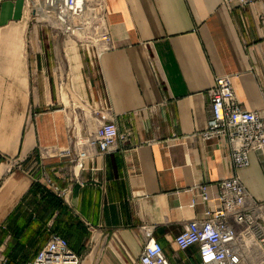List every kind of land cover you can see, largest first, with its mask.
Masks as SVG:
<instances>
[{
	"label": "crops",
	"instance_id": "crops-1",
	"mask_svg": "<svg viewBox=\"0 0 264 264\" xmlns=\"http://www.w3.org/2000/svg\"><path fill=\"white\" fill-rule=\"evenodd\" d=\"M106 2L113 49L94 65L74 44L67 49L79 108L59 92L48 32L32 27L27 1L0 0V253L10 264L35 261L56 233L82 264H140L145 228L170 264H199L198 246L181 251L176 243L216 206L196 187L217 199L219 184L238 176L264 203V151L237 171L228 140L203 136L219 78L231 79L246 111L264 117V2ZM106 121L131 134L127 149L101 155L78 146ZM75 148L91 156L85 171L60 157ZM49 180L71 190L67 199Z\"/></svg>",
	"mask_w": 264,
	"mask_h": 264
},
{
	"label": "built area",
	"instance_id": "built-area-1",
	"mask_svg": "<svg viewBox=\"0 0 264 264\" xmlns=\"http://www.w3.org/2000/svg\"><path fill=\"white\" fill-rule=\"evenodd\" d=\"M32 10L33 21L54 34L75 37L78 47L94 65L113 49V38L107 22L106 0H26ZM264 0H225L229 9L245 8ZM210 119L204 133L207 141L226 139L237 171L251 165L252 153L264 151V117L258 112L246 111L237 100L231 79L216 81L210 91ZM77 141L79 140L76 137ZM131 134H121L114 121L102 122L94 133L88 134L78 146L97 148L108 155L128 148ZM74 147H76L74 145ZM60 157L68 158L74 170L85 171L91 159L87 150H68ZM78 180L74 174L72 181ZM83 186L85 182L78 180ZM48 186L60 198L67 199L71 190H62L54 181ZM219 196L213 199L209 187L198 191L206 204H215L202 219L191 221L176 239L178 248L187 251L198 246L199 264H264V203L253 199L240 177L222 181ZM148 242L140 264H170L163 247L145 228ZM69 242L60 234H53L48 245L35 261L28 264H82ZM0 264H10L0 253Z\"/></svg>",
	"mask_w": 264,
	"mask_h": 264
},
{
	"label": "rangeland",
	"instance_id": "rangeland-1",
	"mask_svg": "<svg viewBox=\"0 0 264 264\" xmlns=\"http://www.w3.org/2000/svg\"><path fill=\"white\" fill-rule=\"evenodd\" d=\"M40 26L35 22L32 23V27ZM45 31L48 32V35L45 36V41L50 44V47L53 51V56H55L56 66L58 69V88L61 95L66 94L70 100L71 105L75 104L76 107L82 108L81 100V86L78 83V77H68L70 72V67L68 66L69 56L67 49L70 45L76 44L78 46V40L75 37H65L59 36L56 33L52 34L51 30L44 27ZM79 55L84 57V52L78 47ZM82 113V109H79Z\"/></svg>",
	"mask_w": 264,
	"mask_h": 264
},
{
	"label": "bare ground",
	"instance_id": "bare-ground-1",
	"mask_svg": "<svg viewBox=\"0 0 264 264\" xmlns=\"http://www.w3.org/2000/svg\"><path fill=\"white\" fill-rule=\"evenodd\" d=\"M75 46H76V48H77V50H78V46L76 45V44H74ZM67 103V102H66Z\"/></svg>",
	"mask_w": 264,
	"mask_h": 264
}]
</instances>
